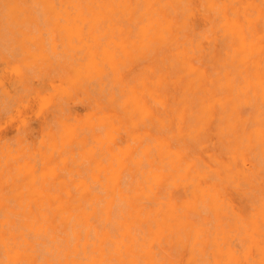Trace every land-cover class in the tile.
I'll list each match as a JSON object with an SVG mask.
<instances>
[{"label":"bare ground","instance_id":"bare-ground-1","mask_svg":"<svg viewBox=\"0 0 264 264\" xmlns=\"http://www.w3.org/2000/svg\"><path fill=\"white\" fill-rule=\"evenodd\" d=\"M38 1L56 26L79 35L129 33L121 22L140 23L153 62L152 131L143 148L149 170L85 206L0 210V264H264V201L240 219L238 251L236 223L225 217L226 185L218 182L230 178L229 159L198 141L212 130L230 159L233 147L264 156V0H204L211 35L191 34L193 0ZM201 39L213 42L208 51ZM116 50L127 52L109 41L86 45L92 56Z\"/></svg>","mask_w":264,"mask_h":264},{"label":"rangeland","instance_id":"rangeland-1","mask_svg":"<svg viewBox=\"0 0 264 264\" xmlns=\"http://www.w3.org/2000/svg\"><path fill=\"white\" fill-rule=\"evenodd\" d=\"M194 1L198 7L190 18L191 34L211 35L213 22L202 16L204 0ZM40 4L0 0V210L36 208L39 202L45 207L67 202L85 206L149 170L143 148L152 131L153 62L151 49L140 43V23L121 22L129 33L94 36L100 31L96 28L79 35L74 27L56 26ZM96 41L125 45L127 52L92 56L86 45ZM201 45L208 51L213 42L201 39ZM201 140L220 160L229 159L230 178L218 182L222 190L226 185L225 217L236 223L237 241L240 219L248 220L264 201V156L258 148L233 147L230 159L228 151L216 147L212 130L199 135ZM48 194L58 200L46 199Z\"/></svg>","mask_w":264,"mask_h":264}]
</instances>
